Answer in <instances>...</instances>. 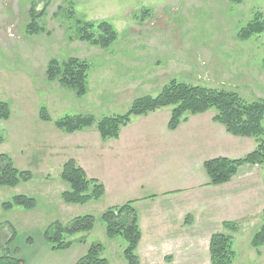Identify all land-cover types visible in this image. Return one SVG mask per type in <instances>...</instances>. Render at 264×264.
Wrapping results in <instances>:
<instances>
[{"label": "rangeland", "instance_id": "1", "mask_svg": "<svg viewBox=\"0 0 264 264\" xmlns=\"http://www.w3.org/2000/svg\"><path fill=\"white\" fill-rule=\"evenodd\" d=\"M32 6L45 9L38 19L44 28L41 33L28 32ZM143 8L151 9L150 16L136 18ZM71 10L84 21H109L119 32L118 39L108 49L78 39L74 19L69 17ZM258 16L264 24V0L238 4L231 0H0V99L11 106V117L0 119L4 137L0 154H8L18 168L33 175L15 187L0 186V255L9 248L25 264H37L41 255L47 256L44 263L57 264V255L63 250L57 254L51 250L44 237L46 227L54 221L67 224L74 217L91 214L97 218L95 227L71 237L86 240L75 242L72 251L85 252L92 243H101L108 264H128L123 254L125 240L109 237L101 217L109 207L135 200L143 233L136 252L141 264H211L209 242L216 232L233 236V264H264V245L256 249L252 244L254 235L264 228L263 164L250 172L239 168L234 184L213 185L212 191L208 186L199 187L209 180L202 161L183 154L163 167L170 175H155L145 166L144 155L136 161L135 157L142 144H156L154 127L168 131L170 106L148 117L132 116L121 129L119 141L103 139L97 123L74 133L55 125L67 115L92 114L99 121L124 114L135 99L157 96L172 79L232 90L247 101H264V30L252 35L245 29L242 34L251 37H238L241 28L251 23L255 28ZM69 56L91 64L88 92L82 97L46 76L51 58ZM42 106L51 120L40 118ZM215 114L216 109L188 114L189 122H182L177 132L181 140L196 137L194 133L206 136L208 131L211 147L231 159L255 149L254 138H235L213 120ZM187 126L195 129L184 130ZM211 127L213 131L208 130ZM223 135L225 148L217 142L222 145ZM243 139L247 142L242 145ZM127 140L133 144L129 154L135 152L131 160V155H125L127 150H122ZM111 143L118 145V153ZM69 159H75L89 177L105 183L107 190L100 200L73 204L62 199V192L70 188L61 178L63 164ZM246 165L250 164L243 167ZM172 174L178 175L176 188L194 194L181 202V208L189 213L185 218L177 211L181 208L174 206L176 199L154 196ZM237 186H243L239 192ZM17 194L35 197L37 207L5 210L2 203ZM169 202L174 205L166 204ZM6 221L16 228L13 239L7 225L3 226ZM226 221L237 226L227 228ZM184 223L190 231L186 237ZM173 234L179 236V243Z\"/></svg>", "mask_w": 264, "mask_h": 264}, {"label": "trees", "instance_id": "2", "mask_svg": "<svg viewBox=\"0 0 264 264\" xmlns=\"http://www.w3.org/2000/svg\"><path fill=\"white\" fill-rule=\"evenodd\" d=\"M231 1L238 4L243 0ZM44 12L45 9L38 10L35 6L31 7V21L28 25L30 34L44 31L38 23V19ZM150 13L151 9L143 8L141 14L136 13L135 17L144 19L150 16ZM74 14L75 11L71 10L69 17L74 19L73 29L75 27V35L78 39L102 49H108L118 39L119 32L109 21H84ZM262 21L258 16L255 28H252V23L241 28L238 37L242 40L251 37L248 34H242L245 29H250L252 35L262 32L264 30ZM90 68L91 64L86 59L69 56L61 60L53 57L48 62L46 76L48 81H58L62 86L74 90L77 96L82 97L88 92ZM169 106L172 107L168 122L170 130H176L182 122L187 121L188 114H199L216 109L213 120L222 124L228 133L234 136L252 137L257 142L256 148L244 157L236 159L216 157L206 160L204 167L209 177L208 185H220L231 181L239 168L245 164L264 165V101H247L237 92L225 88L208 87L172 79L157 96L145 95L135 99L124 114L103 117L99 121L92 114L67 115L56 120L55 125L64 132L74 133L86 130L97 123L103 139H117L121 129L131 122L132 116H147ZM39 115L43 120H51L45 106L41 107ZM10 117L9 102L0 99V119L8 120ZM3 141L4 137L0 135V143ZM32 177L31 171L18 168L8 154H0V186L15 187ZM61 178L70 185V188L61 194L62 199L67 203L86 204L89 201L100 200L105 194V185L96 178H90L75 159H69L63 164ZM134 202L135 200H130L109 207L102 214L101 220L105 224L109 237L120 236L125 240L126 247L123 254L128 264H141L140 256L136 252L143 233ZM16 206L33 210L37 207V199L33 196L17 194L11 200L2 203L5 210H11ZM96 222L97 218L91 214L74 217L67 224L54 221L44 230V237L53 251L66 250L77 241L86 243L84 238L73 240L71 237L93 230ZM5 224L12 233L11 239H13L17 234L14 224L10 221H6L3 226ZM224 225L227 228H235L237 223L226 221ZM252 244L256 249L264 245V228L254 235ZM209 250L211 264H233L235 261L236 251L233 248L231 234L221 232L212 234ZM103 251V244L92 243L75 264H108V260L102 256ZM0 264H25V261L11 253L8 248L0 255Z\"/></svg>", "mask_w": 264, "mask_h": 264}, {"label": "crops", "instance_id": "3", "mask_svg": "<svg viewBox=\"0 0 264 264\" xmlns=\"http://www.w3.org/2000/svg\"><path fill=\"white\" fill-rule=\"evenodd\" d=\"M159 110H161V109H159ZM159 110H157V111H155V112H153L151 114H154V113L158 112ZM148 116H150V114L147 115V117ZM190 118L191 117H188L187 122H189ZM169 119L170 118H168V121H169ZM180 128H181V125L176 130H169L168 129V131L159 132V129L157 127H154L153 130L155 132H157V134H158V136L155 139L156 144L149 143V142L147 143L148 146H145V145L142 144L141 147H143V148H142V150H140L141 148H139V151H138V153L136 155L137 157H135V161L137 159L139 160V157L142 158L143 155H144L145 156L144 160H146L144 162L145 166L147 168H149L150 171L153 172L155 175L162 176V175H165V174H169V175L171 174V173H169V171H167V169H163V167H167V163H169V161L171 159L176 158V155L178 156L180 154H183L185 156H190L193 159H200V161H202L203 164H204V162L206 160L212 159V158H215V157H221V156L228 157V156H226V152H220V151H217L214 146L211 147V145L209 143V140H208V134H209L208 131L206 132V136H200L199 133H194V134H197L196 137L191 136V137H187V139H185V140H181L182 138H180L179 133H177L178 130H180ZM188 128H189V130H190V128L193 129V130L195 129V128L187 126L184 130H188ZM198 129L201 130L202 132L207 130V129H203V128H198ZM208 130L213 131V128L211 127ZM121 132L123 133V130ZM122 133H120L121 135L117 139V141L122 139ZM221 137H223V140L221 141L222 145L220 144L219 140L217 141L218 145L220 147H222V148H225V135H223ZM230 138H233V137H230ZM235 138H240V137L236 136ZM242 138H247V137H242ZM131 140H127V141H125V143L123 142V146H122L123 147V149H122L123 151L127 150V151H125L126 152L125 155L126 154H128V156L131 155L130 156L131 158H129V160H131L133 158L134 154H135V152L129 154L130 153L129 147L133 146ZM246 140L247 139H245V140L243 139V141L241 140L239 143L243 145V144H245V142H247ZM113 144L114 143H111V148H113V149L117 148L118 145H113ZM150 144H153V145H150ZM116 152L118 153L117 150H116ZM179 157L180 156H178V158ZM135 161H133V162H135ZM257 166H260V165H251L250 164V165H246L245 167L241 166L240 168L241 169L245 168L244 170H246L247 172L248 171L250 172L251 170H253V168H257ZM160 168H162V169L160 170ZM239 173H240V169L238 170L237 174H239ZM236 176L230 182H228L229 184L227 186H230L231 184H234L233 182H234ZM92 178H97V177H93L92 176ZM97 179L99 181L101 180L99 178H97ZM117 179H120L118 177V175H117ZM165 179L167 180V184H165L163 187H159L158 193H155L154 196L161 195V196L158 197L159 200H160V198H163L165 196H166L167 199L174 198V199L177 200V204L176 205L172 204L171 202L166 203V204H168L170 206H173V205L177 206L176 208H181V202L183 200H185V199H190L194 194L193 193L192 194L186 193L189 190L183 189L182 187L181 188H179V187L176 188L177 186H175L174 182H178V175H173L172 174V178L168 179L166 177ZM101 182L105 185V183L102 180H101ZM204 186L207 187L208 185L201 184L199 187H204ZM212 186L213 185L208 186L207 188L210 191H212V189L214 188ZM224 187H226V186H223L221 188H224ZM242 187L243 186H237V190H235V191L239 192ZM141 188H143V186ZM105 189L107 190L106 185H105ZM178 192H180V193H178ZM163 194L165 196H163ZM183 194H185V195H183ZM149 197H153V196L150 195ZM170 206L169 207L167 206V208H170ZM172 208L174 209V207H172ZM177 211H178V213H180V215H184V218H185L186 214H189L187 212V208L186 209H184V208L182 209L181 208V210H177ZM185 222H186V219H185ZM185 226H186L185 227L186 229L184 228V230H185V233H184L185 236L184 237H186L188 235L187 233L190 232L188 230L187 224H185ZM162 227H163V225H162ZM172 236H174V238L175 237L177 238L176 241H175L176 244L179 243V241L181 240L179 238V236H176V234H173ZM174 238L171 237L172 240H174ZM167 240H169V239H167ZM187 241L188 240L186 239L185 242H187ZM180 243H183V242H180ZM73 248L74 247L72 245L70 248H68L66 250H63L62 251L63 253H59V255H57V258H58L57 259V264H75L76 261H78L87 251L86 250L84 252V251H80L79 249H76V251L74 249V251H72ZM78 251H79V253L77 254ZM53 252L55 254L58 253L57 251H53ZM46 257L47 256L41 255L40 256L41 261H39L37 264H46V263H44V260L46 259Z\"/></svg>", "mask_w": 264, "mask_h": 264}]
</instances>
